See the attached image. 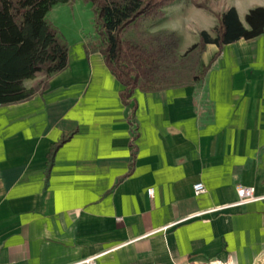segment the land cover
Listing matches in <instances>:
<instances>
[{
	"label": "crops",
	"instance_id": "1",
	"mask_svg": "<svg viewBox=\"0 0 264 264\" xmlns=\"http://www.w3.org/2000/svg\"><path fill=\"white\" fill-rule=\"evenodd\" d=\"M193 1L176 0L155 26L171 30L161 24L174 8L202 14L181 55L200 31L215 37L229 9L248 28L264 8ZM69 61L31 98L0 105V264H264V32L207 44L201 83L137 89L129 104L100 52L81 42ZM241 185L263 198L192 217L237 202Z\"/></svg>",
	"mask_w": 264,
	"mask_h": 264
},
{
	"label": "trees",
	"instance_id": "2",
	"mask_svg": "<svg viewBox=\"0 0 264 264\" xmlns=\"http://www.w3.org/2000/svg\"><path fill=\"white\" fill-rule=\"evenodd\" d=\"M70 1L0 0V105L25 101L39 91L27 89L25 80L39 73L50 78L68 68L69 47L47 15L56 5ZM89 1L93 3L99 39L88 47L103 55L124 86L121 97L127 104L133 102L137 89L157 92L201 83L209 70L200 62L207 44H216L221 51L226 44L252 40L264 32L263 7L248 13V28L231 8L218 16L215 37L200 32L199 43L181 55V39L175 31H151L163 19L164 8L176 0Z\"/></svg>",
	"mask_w": 264,
	"mask_h": 264
},
{
	"label": "rangeland",
	"instance_id": "3",
	"mask_svg": "<svg viewBox=\"0 0 264 264\" xmlns=\"http://www.w3.org/2000/svg\"><path fill=\"white\" fill-rule=\"evenodd\" d=\"M213 1L216 3L218 1L220 2V0H194L193 2L198 6H207L209 8L208 5ZM166 14L167 20L161 24L162 27L175 31L180 39L181 35L184 36V30H196L203 24L204 18L200 12L190 13L186 8H174L169 10ZM47 20L63 37L68 47L75 46L81 42L91 45L96 43L99 39L92 1L71 0L69 3L56 5L48 13ZM156 24L151 27L152 32H155ZM200 32L198 34L199 41ZM181 40L182 44L185 45L184 39ZM46 80L47 77L43 73H39L35 80L31 81L29 84H34L36 88L40 90Z\"/></svg>",
	"mask_w": 264,
	"mask_h": 264
},
{
	"label": "built area",
	"instance_id": "4",
	"mask_svg": "<svg viewBox=\"0 0 264 264\" xmlns=\"http://www.w3.org/2000/svg\"><path fill=\"white\" fill-rule=\"evenodd\" d=\"M205 192H206V187L203 183L199 182V183L194 185V194L196 196L203 194ZM148 193L152 197L154 195V190L150 189L148 191ZM237 195H238V200H237V202H235L233 204H230L227 206L215 207V208H212L210 210L200 212V213H198L192 217H201V216H204L207 214H212L215 212L223 211V210L228 209V208L243 206V205L258 201V200L263 198V197L256 196L255 188L251 187V186H242V185L238 186L237 187ZM98 258H99V256H93L90 258H86V259L82 260L81 262H79L78 264H98L97 263ZM210 264H231V262H230V260H227V261L213 260Z\"/></svg>",
	"mask_w": 264,
	"mask_h": 264
}]
</instances>
